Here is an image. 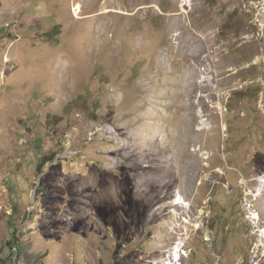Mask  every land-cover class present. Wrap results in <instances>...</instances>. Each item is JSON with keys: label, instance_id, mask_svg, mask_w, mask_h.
Listing matches in <instances>:
<instances>
[{"label": "rangeland", "instance_id": "obj_1", "mask_svg": "<svg viewBox=\"0 0 264 264\" xmlns=\"http://www.w3.org/2000/svg\"><path fill=\"white\" fill-rule=\"evenodd\" d=\"M7 5L8 264H264V0Z\"/></svg>", "mask_w": 264, "mask_h": 264}, {"label": "crops", "instance_id": "obj_2", "mask_svg": "<svg viewBox=\"0 0 264 264\" xmlns=\"http://www.w3.org/2000/svg\"><path fill=\"white\" fill-rule=\"evenodd\" d=\"M9 2H10V0H0V21L3 20L2 17L4 15V12L7 11V10L10 11L9 10L10 7L7 5ZM16 2H20V0H18V1L17 0H12V3L14 5L12 11H13L14 15L18 14Z\"/></svg>", "mask_w": 264, "mask_h": 264}, {"label": "bare ground", "instance_id": "obj_3", "mask_svg": "<svg viewBox=\"0 0 264 264\" xmlns=\"http://www.w3.org/2000/svg\"><path fill=\"white\" fill-rule=\"evenodd\" d=\"M74 11L77 12V15H79V13L82 12V6L80 4H77L76 7H75V9H74ZM77 18H80V17H77ZM258 180L260 181L261 187H264V175L261 176ZM260 191H261V189H260ZM254 216H255V218H257L259 215H258V213H255ZM187 224H195L196 225V222H194V220L193 221L191 220V221H187Z\"/></svg>", "mask_w": 264, "mask_h": 264}, {"label": "trees", "instance_id": "obj_4", "mask_svg": "<svg viewBox=\"0 0 264 264\" xmlns=\"http://www.w3.org/2000/svg\"><path fill=\"white\" fill-rule=\"evenodd\" d=\"M44 159H45V158H43V161H44ZM43 163H44V162H42V163L40 164V168L42 167ZM6 247H8V248H13V241H12V240H8L7 243H6ZM17 254H18V252H17ZM10 255H11V254H10ZM0 264H8L7 260H6L4 257H2L1 254H0Z\"/></svg>", "mask_w": 264, "mask_h": 264}, {"label": "built area", "instance_id": "obj_5", "mask_svg": "<svg viewBox=\"0 0 264 264\" xmlns=\"http://www.w3.org/2000/svg\"><path fill=\"white\" fill-rule=\"evenodd\" d=\"M180 250H181V248H180Z\"/></svg>", "mask_w": 264, "mask_h": 264}]
</instances>
